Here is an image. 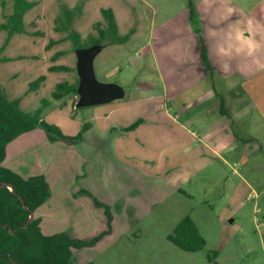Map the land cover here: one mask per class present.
I'll return each instance as SVG.
<instances>
[{
  "label": "rangeland",
  "instance_id": "1",
  "mask_svg": "<svg viewBox=\"0 0 264 264\" xmlns=\"http://www.w3.org/2000/svg\"><path fill=\"white\" fill-rule=\"evenodd\" d=\"M28 1L34 2V5L25 12L24 32L15 33L12 38L6 41L7 31L0 28V47L4 45L0 56L8 58L6 61L0 59V87L8 98L18 100L21 110L33 112L41 105V99H48L49 104L43 107L41 116L46 123L57 126L65 135H75L80 132L83 128V120L97 121L98 106L110 104L113 101L76 107L74 103L79 98L78 92L77 94H67L60 99L52 97V92L58 82H79L77 62L84 55V57L91 58L96 81L116 86L120 98L130 100L128 102L131 108L136 110L138 115L147 116L146 112H149L148 108L151 107V112L154 113L152 116L156 117L160 124V121H164L160 118L163 119L165 114L168 113L172 116L177 114L179 103L182 101L176 99L174 105L169 104V101L163 96V88L165 81L171 80L165 73V69H168L169 65H174L173 70L176 78L184 75L181 73L182 70L175 68V65L181 58V53L178 52L189 49L190 36L184 35L182 18L176 17V15L181 12L179 11L181 4L186 6L189 12V0ZM190 1L194 16L197 18L194 19L193 31L194 28H201L205 19L211 21L214 18L216 21L230 22L235 19V16L250 18L251 53L250 57L247 54L245 59L251 67L256 66L257 63L264 65V41L259 50L252 52L256 29L261 31L264 28V0ZM60 2L68 6L81 4V15L74 20L72 28L81 34L83 40L91 33L97 34V29L94 26L96 22L100 21L104 24L102 8H111L115 11L120 26L119 34H127L130 30L133 33L126 42L121 44L99 46L90 50L76 48L69 39H66V33L54 29V20L59 14ZM1 5L0 0V7ZM2 6L5 8V3ZM201 10L203 14H200ZM172 15L173 17L169 18ZM0 21H2L1 13ZM50 41L53 44L49 45ZM84 42V44H88L90 40ZM197 42H199L198 39ZM57 51L64 53L54 57ZM61 65L67 66L69 69L50 70L51 66ZM40 76H43L44 79L39 82L36 89L30 90V83ZM194 92V88L189 90L185 94V98H191ZM233 92L238 93L237 90H233ZM256 96L264 98V85H260L259 93ZM195 109L197 110L198 107L191 108L189 113H193ZM258 109L264 116V108ZM252 114L246 112L244 117L236 119L235 131H241L244 124H249ZM143 124V130L147 128L149 131L147 123L143 121ZM247 128H250L251 133L259 134L258 138L263 142L260 149L247 152L249 147H246L245 144L242 146V143L235 139L234 142L237 146L235 149L230 152H227L228 149L219 150L215 154L214 172L209 169L190 179L187 175L182 176L186 180L185 182L178 181V187L190 195L177 191L159 203L155 210L136 217L134 222L129 225L128 230L124 231L123 235L120 234L118 238L106 239L98 244L106 236L105 234L92 246L74 249L73 263L264 264V250L258 237L262 231L264 219V134H262L264 130L251 126ZM43 132L46 134L44 129ZM138 139L139 142L141 138L138 137ZM172 139L183 138L174 136ZM30 140L33 138L29 137L21 141V144L25 145L27 158L32 154L39 155V148L36 147L39 145H31ZM140 143H143L142 139ZM14 144L16 148L19 146L17 141ZM251 144L255 146L254 142ZM23 146L19 148L22 149ZM87 150L90 152L89 148ZM44 152L48 154L50 150ZM177 152L171 155L169 165L176 166L170 168V171L173 170L171 178H174V175L179 176L177 168L179 153ZM222 160H224V164ZM157 171L163 173L164 168L161 167ZM210 172H212L211 176L206 175ZM77 175L81 177L80 172ZM240 176L243 177V184ZM86 177L88 178L87 185L95 186L92 183V179L95 180V174L88 172ZM245 180L248 184L245 183ZM231 181L239 182L242 185H240L241 196L236 192L233 200L230 201L228 193ZM81 193H85L83 189L80 190L79 194ZM186 214H189L194 220L200 234L205 239V245L200 250L185 251L166 238L174 225ZM49 219L52 218L45 217V220ZM70 219L74 221L75 218ZM54 220L57 225L58 221L62 222L64 218H55ZM72 227L70 226L71 229ZM65 232L72 235L68 231ZM101 232L95 233L94 236ZM73 235L75 237L77 235L84 236L87 235V232H74ZM94 236L92 235V237ZM248 242L253 248L252 252L247 250ZM213 254L215 255L213 256Z\"/></svg>",
  "mask_w": 264,
  "mask_h": 264
},
{
  "label": "crops",
  "instance_id": "2",
  "mask_svg": "<svg viewBox=\"0 0 264 264\" xmlns=\"http://www.w3.org/2000/svg\"><path fill=\"white\" fill-rule=\"evenodd\" d=\"M1 3H5V8L2 5L0 7V24L12 13L13 0H1ZM179 11L181 12L176 17L182 18L184 35L190 36L189 49L178 52L181 53V58L175 65L184 75L176 78L174 65H169L165 73L171 80L165 81L163 88V96L169 104L174 105L176 99L182 101L175 116L167 113L163 119L160 118L165 123L160 121L159 124V120L152 116L154 113L151 112V107L146 112L147 116L143 117L131 108L128 102L130 100H122L117 96L108 100L113 101L110 104L98 106L97 121H82L81 139L72 142L62 139L51 141L43 129L35 128L22 133L6 145L1 165L23 177L41 174L49 185V196L34 212V215L41 218L40 226L44 233L68 231L74 238L88 240L95 233L107 230L105 210L94 203V197L106 204L112 215L111 229L98 244L106 239L118 238L128 230L136 217L155 210L171 194L182 191L183 194L190 195L178 187V181L186 180L182 176L187 175L190 179L209 169L214 172L215 154L219 150L228 149L227 152H230L235 149V139L242 146L245 144L249 147L247 152L260 149L263 145L258 138L259 134H253L247 128L251 126L264 130V116L258 109L264 108V98L256 96L260 85H264V65H259L255 60L257 65L251 67L245 59L251 53L250 18L235 16L230 22L205 19L201 28H194L193 31L196 16L190 17L188 8L182 4ZM113 12L119 32L120 26L116 13ZM200 14H203L202 10ZM172 17L173 15L169 18ZM263 41L264 28L261 31L256 29L252 52L259 50ZM203 49L208 67L202 58ZM193 88V96L185 98V94ZM76 102H73L75 106ZM196 107L197 110L189 113L191 108ZM246 112L253 113L251 121L241 127L242 132L235 131V120L244 117ZM136 120L139 123L130 128ZM143 121L150 128L149 131L147 128L143 130ZM22 136L25 137L21 138ZM174 136L183 139H172ZM29 137L33 138L30 140L31 145H39L36 146L39 148V155L32 154L27 158L25 145L21 141ZM138 137L143 143H140L141 139L138 142ZM16 141L19 142L17 148L14 146ZM20 146L23 148L20 149ZM45 150L50 152L47 154ZM176 151L179 153V176L171 178L173 170L170 171V168L176 166L169 164L171 155ZM222 163L224 164V160ZM161 167L164 168L163 173L157 171ZM78 172L81 177L77 175ZM88 172L95 174V180L92 179L95 184L93 187L86 183ZM207 173L208 176L212 175V172ZM240 179L242 181L243 177L240 176ZM241 183L231 181L228 193L230 201L236 192L241 196ZM81 189L91 195L79 194ZM45 217L52 219L48 222ZM55 218L64 220L55 225ZM70 218L75 219L71 221ZM70 226H73L72 229ZM262 227L258 237L264 250V219ZM74 232H87V235L75 237ZM247 244L248 252H252L250 243Z\"/></svg>",
  "mask_w": 264,
  "mask_h": 264
},
{
  "label": "trees",
  "instance_id": "3",
  "mask_svg": "<svg viewBox=\"0 0 264 264\" xmlns=\"http://www.w3.org/2000/svg\"><path fill=\"white\" fill-rule=\"evenodd\" d=\"M34 5L28 0H13V11L6 16L0 28L7 31L6 41L14 34L25 31L23 15ZM190 17L194 16L192 2H188ZM82 6L77 3L68 6L63 2L59 3V14L55 17L54 29L58 32L66 33L74 47L80 49L92 46H106L110 44H121L126 42L133 31L127 34H119L114 12L111 8H102L101 14L104 19L96 22L94 26L97 34H89L86 39L81 38V34L72 28L74 20L81 15ZM90 43L84 44V41ZM53 44L50 41L51 45ZM4 45L0 47V53ZM64 52L57 51L54 57ZM202 58L205 65L208 61L202 50ZM2 61L8 58L1 57ZM68 70L67 66H51L50 70ZM44 79L40 76L30 83V90L38 87L40 81ZM78 92V82L69 83L61 81L56 84L52 92L54 99ZM49 104L48 99H41V105L33 112H26L19 108L18 100L8 98L0 87V183L2 181L11 184L14 192L8 186L0 187V264H74L73 249H82L94 245L103 235L109 233L112 215L109 207L93 197L97 206H102L107 216L108 229L89 240L74 238L65 231L46 234L40 226L41 218L34 217L26 224L31 212L41 206L49 196V185L45 177L41 174L23 177L20 173L1 165L5 156L6 145L17 136L35 128L46 131L49 140L57 139L75 141L81 139V131L75 136H66L55 125L46 123L41 116L43 107ZM132 124L130 128L136 126ZM90 194L88 191L83 190ZM91 195V194H90ZM21 199L25 206H23ZM166 238L177 247L185 251H197L204 247L205 239L200 234L195 222L189 215H185L173 227ZM215 254H213L214 256ZM212 258V257H211ZM210 258V259H211Z\"/></svg>",
  "mask_w": 264,
  "mask_h": 264
},
{
  "label": "water",
  "instance_id": "4",
  "mask_svg": "<svg viewBox=\"0 0 264 264\" xmlns=\"http://www.w3.org/2000/svg\"><path fill=\"white\" fill-rule=\"evenodd\" d=\"M99 46H92L86 48L90 50L92 48ZM79 82H78V94L79 98L76 102V107H84L95 105L99 103H104L114 97L119 96V90L116 86L107 83H99L96 81L94 72L91 66V58L84 57V55L78 59L77 62ZM80 71V72H79ZM8 186L11 191L14 192V188L11 184L5 181L0 183V187ZM23 206H25L23 200L21 199ZM34 217V212H31L26 224Z\"/></svg>",
  "mask_w": 264,
  "mask_h": 264
}]
</instances>
